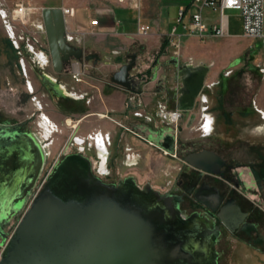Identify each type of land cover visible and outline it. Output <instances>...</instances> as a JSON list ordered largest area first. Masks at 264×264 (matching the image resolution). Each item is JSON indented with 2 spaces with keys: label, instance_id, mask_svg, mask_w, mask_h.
I'll return each instance as SVG.
<instances>
[{
  "label": "water",
  "instance_id": "1",
  "mask_svg": "<svg viewBox=\"0 0 264 264\" xmlns=\"http://www.w3.org/2000/svg\"><path fill=\"white\" fill-rule=\"evenodd\" d=\"M41 17L54 70L60 71L70 59H81L82 48L68 40L62 8L44 7ZM134 65L132 55L110 81L139 93L130 76ZM205 73L202 65L180 66L182 112L192 109ZM43 82L55 89L51 82ZM166 138L168 144L163 145L171 149L172 135ZM41 157L30 133L10 132L0 125V218H9L24 206ZM184 160L210 172L223 161L206 150L189 153ZM179 205L174 195L128 180L105 183L91 172L87 158L68 154L23 208L1 251L0 264H216L213 245L218 229L197 214L185 215ZM227 214L220 215L225 224Z\"/></svg>",
  "mask_w": 264,
  "mask_h": 264
},
{
  "label": "rangeland",
  "instance_id": "2",
  "mask_svg": "<svg viewBox=\"0 0 264 264\" xmlns=\"http://www.w3.org/2000/svg\"><path fill=\"white\" fill-rule=\"evenodd\" d=\"M99 2L100 0H0V120L22 122V127L40 136L47 153L41 171L43 177L52 167L53 161L61 158L64 144L72 133L85 142H92L91 135L94 136L96 132L104 134L100 130L104 129L105 120L93 115L78 121L80 114L70 113L72 111L68 114L65 104L63 108L57 105L54 94L43 82V77V84L40 83L35 65H49L51 62L41 10L44 7H59L55 5L90 7ZM19 3L31 9L27 22L13 17V10ZM168 15L177 23V15L172 9L168 10ZM225 15L229 22L227 38L211 36L185 45L172 44L170 47L171 54L179 50L177 58L182 64L202 65L209 73L204 77L202 96L196 101L193 110L186 112L176 126L158 118L156 114L149 121L154 127L166 126L175 130L177 126L181 128L178 143H186L192 147H211L235 164H247L264 159V119L259 113L261 111L264 114V48L259 41L241 36L243 27L239 10L227 9ZM45 72L51 74L52 70L49 67ZM59 81L67 84V89L74 86L68 75L61 77ZM203 97L207 98L204 104ZM82 104L84 108L87 106L84 101ZM59 108L64 113L59 112ZM208 117L214 118V127L205 136L200 127L204 126L203 121ZM67 119L71 123H67ZM139 120L143 122L141 118ZM111 143V154L116 152L118 161L127 153L138 158V165L132 172L141 175V178H137L140 182L148 180L152 185L158 186L166 178L156 177L166 176L165 173L173 176L181 166V161L176 157L163 154L160 148L149 144L144 134L140 136L123 128L112 138ZM186 148L182 145L180 150ZM258 151H262L260 156L255 154ZM121 169L125 173L128 168ZM249 169L255 171V168ZM249 169L239 166L237 171L241 175L238 179L244 183L243 191L248 198L264 209V178H249ZM43 177L37 178L33 193L47 180ZM21 213L10 216L3 226L6 236H0V249L5 245ZM243 251L244 248L239 255ZM249 255L248 258L239 256L230 262L224 261L223 264H264V252L250 250Z\"/></svg>",
  "mask_w": 264,
  "mask_h": 264
},
{
  "label": "flooded vegetation",
  "instance_id": "3",
  "mask_svg": "<svg viewBox=\"0 0 264 264\" xmlns=\"http://www.w3.org/2000/svg\"><path fill=\"white\" fill-rule=\"evenodd\" d=\"M87 55L92 54L82 51L83 57L78 60L77 78L73 76V66L71 62L73 59L63 63L60 71H55L51 62L49 65H35V67H37L35 72L39 76L40 83L43 84L42 77L43 80L44 77L45 80L51 79L50 77H52L55 89L49 87V91L54 94L57 105L61 107L66 105L68 114H80L81 116L78 121H81L89 115L86 112L88 92L75 90V85L86 83L87 79H91L102 84L105 82L102 79L101 72L94 69L93 62L96 60L95 57L92 56L87 60L84 58ZM89 61H91V63ZM174 61L176 62V59ZM49 67L52 70L51 74L45 72V70ZM67 75L72 81V84H74L72 87L68 86L69 89L66 88L67 84H61L59 81L61 77H65ZM131 78L134 80L136 89L139 90L140 88L138 87V83L135 82V78L140 81L142 75L136 73L131 75ZM202 99V101H204L203 104L206 103L207 98L203 97ZM83 101L86 106L85 108L82 104ZM59 112L64 113L60 108ZM185 113L186 112H182L180 118L186 115ZM259 113L262 119H264V114H262L261 111H259ZM104 114L108 116V113L103 111L94 113V115L99 118H105L106 116ZM141 119L143 122H140L139 125L136 123V121H138L137 117H134V120L130 121L132 129H135V131L138 132L140 129V133L147 134V139L151 142L149 144L160 149L163 148L169 150L170 152H174V157L181 161V166L177 168V171L173 176L165 173L166 176L160 175L156 177L166 178L162 180L161 184L158 186L152 185L148 180H143V182L138 181L137 178H141V175L139 176L134 171L132 172V169L134 170L138 165V158L135 155L130 156L125 154L124 158L121 161H118L117 153L115 152L113 155L111 154L109 144L112 143H107V139L104 134L102 135L98 132L94 133V136H90L93 140L92 142H85L84 139L76 137L72 133L64 144L61 152V158H57L53 161L52 167L47 171L45 177H43L41 176V171L43 169L45 159L47 158V153L45 152L46 145L42 143L40 136L36 135L28 128L22 127V122L12 123L9 120H0V125L5 126V129L10 132L30 133L37 141L38 147H40L42 151L40 167L36 173L34 184L28 191V195L25 198L24 206L17 208L11 216L19 215L23 212V208L27 204L28 200H30V198H32V196L37 192L33 193L37 178H49L55 166L66 155L80 154L88 159L91 172L103 182L118 185L120 182L128 180L140 188H150L160 194L174 195L180 199L179 207L185 215L197 214L200 217H204L211 221L218 229L213 245L214 250L217 253L216 264H223L224 261L230 262L239 258V256L244 259L248 258L250 256V250L257 253L264 252V209H262L259 203L250 200L244 193L243 190L245 189V185L240 181V179H238L241 174L240 171H237L239 166L246 169L257 168L255 173L251 172L253 175L252 178H264V159H259L258 161L247 164H235L211 147H192V145H186V143H178V134L181 129L178 128V126L176 127V130L166 126L154 127L151 125V121H149L152 118L146 119L144 116H141ZM67 120V123H71V120ZM207 120H209L208 123H205V119L203 121L204 126L200 127L203 129V135L205 136L209 135L213 131L214 127V118L208 117ZM121 128L123 127L120 126V130ZM174 130L176 134H174ZM168 135H172L171 149H168L163 145V143L168 144V137L165 141L163 139L164 136ZM182 145H185L187 148L185 150H180L182 149ZM202 150L211 151L223 159L220 166H212V168L217 171L210 172L202 170L184 160L185 156L189 153H195ZM182 151L184 152L183 154ZM259 153L260 152L258 151L257 154ZM116 160L118 165L115 164ZM122 167L128 168L127 172L124 173L121 169ZM222 182H226L227 184L222 185ZM226 211L231 214H227L226 216L224 215V218L229 220V224H225L223 219L220 217V215L226 213ZM9 218H0V236L2 238L6 236L3 226L7 224ZM242 248H244V251L239 255Z\"/></svg>",
  "mask_w": 264,
  "mask_h": 264
},
{
  "label": "crops",
  "instance_id": "4",
  "mask_svg": "<svg viewBox=\"0 0 264 264\" xmlns=\"http://www.w3.org/2000/svg\"><path fill=\"white\" fill-rule=\"evenodd\" d=\"M55 6L73 8V14L65 19L68 40L71 44L81 47L83 51L94 55L96 59L93 62L94 69L101 72L105 81L102 84L87 79L86 83L75 85V90L88 92L86 102L88 116L100 111L108 113V116L102 118L105 124L104 129L100 130L104 133L107 143H111L112 138L123 130V128L120 130L118 123L127 130L143 136L140 129L139 132L135 131L130 125L134 117L138 118L136 123L139 125L141 116L151 119L156 114L162 119L159 113L163 107L170 109L179 107L182 87L179 69L182 63L177 58L179 50L171 54L172 44L180 46L181 43L185 45L194 40L216 36L209 34L198 37L189 32L191 13L196 10H199L207 26L218 20L217 11L202 6L201 2L196 0H100L99 4L90 7ZM180 8H183L181 16ZM169 9L176 13L177 23L168 15ZM93 19L97 20V24L90 23ZM138 21L150 25L147 34L137 33ZM227 31V35L217 37L229 36V22ZM241 36L245 37L243 34ZM132 55H135V65L130 70V76L136 73L142 75L140 81L135 78L140 88L139 93L127 91L110 81V75L121 65L129 62ZM186 65L195 67L188 63ZM208 74L206 72L204 77ZM201 96L200 92L194 100L193 107ZM130 101L138 105V109L128 107ZM193 107L186 112L192 111ZM208 121L206 119L205 123ZM258 129L260 130V127ZM144 136L147 138V134ZM253 159H256V155ZM256 169L254 172L249 169V178L253 177L252 173H255Z\"/></svg>",
  "mask_w": 264,
  "mask_h": 264
},
{
  "label": "built area",
  "instance_id": "5",
  "mask_svg": "<svg viewBox=\"0 0 264 264\" xmlns=\"http://www.w3.org/2000/svg\"><path fill=\"white\" fill-rule=\"evenodd\" d=\"M201 2L202 6L211 8L214 11L218 12V20L216 23L211 26H207L199 10H196L191 13V19L189 23V32L195 34L198 37H205L209 34L216 36H224L228 34L227 31V16L224 11L227 9H237L240 11L242 17V27H243V36L247 38H252L259 41L262 48H264V0H196ZM63 14L65 19L67 16L73 14L72 7H62ZM13 17L20 20L21 22H27L31 9L28 6H25L23 3L17 4L16 8L13 10ZM183 14V8L179 10V16ZM91 24H97V20L93 19L90 21ZM150 25L141 23L138 21L137 24V33L140 35H145L149 32ZM73 66V76L78 77V60H72ZM128 107L133 110L138 109V105H135L134 102H128ZM181 110L178 108L168 109L163 107L160 111L159 116L165 120L167 123H173L175 126L181 117ZM107 116L106 114H104ZM125 128L122 124L118 123ZM149 143L150 140H148ZM163 154H170L174 156V152L161 148ZM127 155H130L127 153ZM4 247V246H3ZM0 249V254L3 249Z\"/></svg>",
  "mask_w": 264,
  "mask_h": 264
},
{
  "label": "bare ground",
  "instance_id": "6",
  "mask_svg": "<svg viewBox=\"0 0 264 264\" xmlns=\"http://www.w3.org/2000/svg\"><path fill=\"white\" fill-rule=\"evenodd\" d=\"M45 81H47V82H51V83L53 84L52 80H50V79H47V80H45Z\"/></svg>",
  "mask_w": 264,
  "mask_h": 264
}]
</instances>
